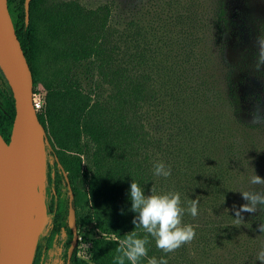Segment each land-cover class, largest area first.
Here are the masks:
<instances>
[{
    "label": "trees",
    "instance_id": "1",
    "mask_svg": "<svg viewBox=\"0 0 264 264\" xmlns=\"http://www.w3.org/2000/svg\"><path fill=\"white\" fill-rule=\"evenodd\" d=\"M25 2L7 0V8L32 73L33 86L40 83L45 90L43 109L37 117L46 132V153L59 169L60 178L67 179L74 195L78 191L77 184L85 188L88 213L79 214L76 199L71 202L76 224L93 222L94 228L104 235L91 241L89 261L79 258L75 247L68 259L74 237L68 225L69 197L54 199L48 206L52 222L43 249H50L63 231L66 238L62 264H114V258L120 255L117 251L120 239L136 231L138 238L148 236V258L163 257L168 264H177L169 257L170 253L157 248L154 237L142 228L135 229L132 221L138 214L130 211V186L135 181L144 188L146 196L159 194L167 177L156 176L154 165L162 162L169 168L170 156H174L168 153L171 143L176 136L191 137L189 122L211 130L205 142H201L202 149L195 146L197 142L190 145V141H186L187 149L182 153L193 165L204 167L205 164L204 174L208 173L212 179L211 201L219 209L215 212L216 222L211 232L215 240L226 231L236 232L242 224L236 222L242 196L239 182L235 184L238 189L234 185L225 157L233 147L229 142L238 131L221 120L228 112L231 124L238 125L240 107L247 102L264 108V99L261 94L241 93L239 81L231 79L222 64V38L234 25L226 6L220 4L214 11L211 32L205 37L208 48L204 53L205 61L211 57L210 53H215V68H219L205 72L212 97L197 103L200 99L195 91L187 95L185 118L180 121L179 131H171L163 142L145 124L148 107L158 105V93L152 76L144 68L149 52L143 46L142 36L139 35L137 42L131 33L134 24L114 30L109 26L108 6L87 9L75 1L60 0H28L26 21ZM258 61L264 63L262 52ZM134 63L137 69H133ZM85 64L93 68L100 84L109 87L107 96L83 88L77 70ZM0 95V136L8 143L15 107L1 71ZM242 133L247 137L246 144H253L252 136L240 131V135ZM164 148L168 157L164 155ZM198 159L201 162L198 163ZM191 200L194 199L189 197L184 209L190 207ZM205 204L204 199L199 198L198 212L205 209ZM233 206L236 207L232 209ZM251 221L257 227L264 224V213L253 216ZM42 254L39 249L33 255L32 264H40ZM138 264H147V258Z\"/></svg>",
    "mask_w": 264,
    "mask_h": 264
},
{
    "label": "rangeland",
    "instance_id": "2",
    "mask_svg": "<svg viewBox=\"0 0 264 264\" xmlns=\"http://www.w3.org/2000/svg\"><path fill=\"white\" fill-rule=\"evenodd\" d=\"M60 1H75L87 9L108 6L109 26L114 30H120L129 23L134 24L131 33L137 42L139 35L142 36L143 46L149 52L148 63L144 68L152 76L154 89L158 93V105L148 107L145 124L147 129L163 142L171 131H179L180 121L185 118L183 111L186 109L187 95L195 91L200 99L196 100L197 103H203L212 97L209 93V78L205 72L219 68H215V53H210L211 57L205 61L204 53L208 49L205 46V37L211 32V17H214V11L220 4L225 5L229 16L234 18L233 27L222 38L221 56L225 71L231 75V79L239 81L241 93L261 94L264 99V63L258 61L264 48V0ZM133 69H137L135 63ZM77 72L80 73V82L85 90L93 91L102 97L109 94V87L99 83L90 65L85 64ZM34 92L39 98L45 97V90L40 83L33 86ZM1 101L0 95V103ZM237 114L238 125L231 124L228 112L221 121L230 128H237L238 131L229 142V146L233 147L225 157V164L234 185L239 182V193L242 196L243 191H264L262 186L250 183L254 174L264 178V108L245 102ZM186 120L188 123L189 119ZM235 129L231 133H234ZM189 130L191 137L183 139L176 136L171 143L168 151L170 155H174L170 156L172 162L168 166L171 175L167 177L168 182H164L158 195L179 193L183 208L189 197L194 200L204 199L206 204L205 209H201L195 217L185 211L182 225L193 226L196 236L190 243L178 248V251L168 254L169 257L176 260L177 264H262L256 259V254L264 247V233L258 230L259 226L257 227L251 219L259 213H264V210L258 209L255 213L241 212L243 220L236 232L226 231L224 236L218 237V240L214 239L211 231L216 222L215 212H218L219 207L211 201L214 196L212 179H209L208 173V176L204 174L203 169L207 167L205 164L200 168L182 155L187 149L186 141H190V145L197 142L195 146L202 149L201 142H205L211 130L195 127L190 122ZM240 131L248 132L252 136L253 140L250 142L253 144H246L247 137L244 133L240 135ZM164 155L168 157L165 148ZM59 175L60 171L53 166V159L47 155L45 147L43 178L40 182L42 201L39 200L44 206L45 214L44 220H39L33 230V255L39 249H42L43 253L40 264H62L64 260L66 237L63 231L50 249H43L52 222L48 206L54 199L69 197L68 183ZM226 179L228 182V177ZM76 187L78 191L75 195L72 192V200L76 199L77 211L79 214L88 213L85 188L81 184ZM235 187L238 189L236 185ZM241 201L242 205L248 203L243 196ZM75 220L77 221L76 216ZM76 230L71 245L76 248L80 258L89 261L88 249L97 233L94 223L76 224Z\"/></svg>",
    "mask_w": 264,
    "mask_h": 264
},
{
    "label": "water",
    "instance_id": "3",
    "mask_svg": "<svg viewBox=\"0 0 264 264\" xmlns=\"http://www.w3.org/2000/svg\"><path fill=\"white\" fill-rule=\"evenodd\" d=\"M25 20H28V0ZM0 70L15 107L9 142L5 143L0 136V145L5 148L0 150V264H32L35 210L37 200L42 201L40 171L48 141L32 104V73L16 36L7 0H0ZM63 175L66 179L64 172ZM68 193V225L75 236L69 184ZM72 250L73 246L68 258Z\"/></svg>",
    "mask_w": 264,
    "mask_h": 264
},
{
    "label": "clouds",
    "instance_id": "4",
    "mask_svg": "<svg viewBox=\"0 0 264 264\" xmlns=\"http://www.w3.org/2000/svg\"><path fill=\"white\" fill-rule=\"evenodd\" d=\"M262 55H264V48H262ZM154 174L168 177L171 175V169L166 168L162 162H158L154 165ZM250 183L264 188V178L259 175L254 174ZM242 196L248 203L241 205L240 210L236 212L237 223L243 220L241 212L255 213L258 209L264 210V191H243ZM130 199L132 205L130 211L138 214L132 221L135 229L142 228L145 233L154 237L158 249L171 253L195 238L194 227L182 225V217L185 211L190 212L193 217L198 214L199 199L191 200L190 207L186 210L181 207L179 193L146 196L144 188L135 181L130 186ZM258 230L264 233V224L260 225ZM148 243V236L138 238L136 231L125 235L119 241L117 251L120 255L114 258V264H126V261L130 264H138L143 258H147V264H168L167 259L163 257L159 260L156 257L148 258L149 249L146 247ZM256 259L264 264V247L256 254Z\"/></svg>",
    "mask_w": 264,
    "mask_h": 264
},
{
    "label": "built area",
    "instance_id": "5",
    "mask_svg": "<svg viewBox=\"0 0 264 264\" xmlns=\"http://www.w3.org/2000/svg\"><path fill=\"white\" fill-rule=\"evenodd\" d=\"M36 95H37L36 92H34V93L32 94V104H33L34 110H35L37 113H39V112H41L42 109H43V105H44V97L39 98V97H37ZM95 232H97L96 235H95V239L104 236L103 233H101V232H100L99 230H97V229H96Z\"/></svg>",
    "mask_w": 264,
    "mask_h": 264
},
{
    "label": "bare ground",
    "instance_id": "6",
    "mask_svg": "<svg viewBox=\"0 0 264 264\" xmlns=\"http://www.w3.org/2000/svg\"><path fill=\"white\" fill-rule=\"evenodd\" d=\"M0 150H5V148L0 145ZM42 173H43V167L41 168V171H40V180L43 178ZM43 207L44 206L42 205V202H39V200H37L36 210H35V219H34V223L35 224H38L39 223V220H41V219L44 218V214H45L44 211H45V209Z\"/></svg>",
    "mask_w": 264,
    "mask_h": 264
},
{
    "label": "flooded vegetation",
    "instance_id": "7",
    "mask_svg": "<svg viewBox=\"0 0 264 264\" xmlns=\"http://www.w3.org/2000/svg\"><path fill=\"white\" fill-rule=\"evenodd\" d=\"M77 231V230H76ZM72 246V245H71ZM74 248V247H73ZM69 251V250H68ZM73 251V250H72ZM78 256V255H77ZM79 257V256H78ZM80 258V257H79ZM69 259V258H68ZM82 259V258H81Z\"/></svg>",
    "mask_w": 264,
    "mask_h": 264
}]
</instances>
